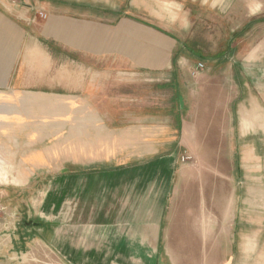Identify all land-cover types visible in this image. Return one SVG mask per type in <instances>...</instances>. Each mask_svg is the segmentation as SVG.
I'll use <instances>...</instances> for the list:
<instances>
[{
  "label": "crops",
  "instance_id": "crops-1",
  "mask_svg": "<svg viewBox=\"0 0 264 264\" xmlns=\"http://www.w3.org/2000/svg\"><path fill=\"white\" fill-rule=\"evenodd\" d=\"M31 1L52 9L51 17L35 25L30 0H0V139L15 140L6 153L25 154L29 164L39 156L43 164L49 147L15 151L18 133L65 122L77 108V123L86 124L84 136L77 127V162L69 160L77 164V252L85 251L77 264H221L226 201L220 208L215 191L199 195V176L177 178L183 136L140 119L116 125L89 109L100 104L99 68L155 75L176 64L175 36L147 19L160 18L163 0ZM222 2L213 0V8ZM74 8L77 17L65 15ZM32 136L22 137L25 147Z\"/></svg>",
  "mask_w": 264,
  "mask_h": 264
},
{
  "label": "rangeland",
  "instance_id": "rangeland-1",
  "mask_svg": "<svg viewBox=\"0 0 264 264\" xmlns=\"http://www.w3.org/2000/svg\"><path fill=\"white\" fill-rule=\"evenodd\" d=\"M172 1L163 0L160 18L147 19L175 36L174 48H182L176 64L155 75L111 76L99 68L100 104L89 109L119 120L116 125L140 119L148 128L162 125L182 135L177 178L199 176V195L215 191L220 208L226 201L221 264H264V0H223L220 8L213 0ZM30 3L35 25L51 17L52 9ZM67 14L77 17V8ZM77 127L84 136L86 124L77 123L74 108L65 122L33 123L26 137L18 133L15 151L49 147L44 165L39 156L29 164L25 154L6 153L15 140L0 139V264H77L83 258L85 251L77 252V164L69 161L77 162ZM43 129L47 136L40 139ZM63 162L72 169L61 172ZM106 254L99 251L97 258Z\"/></svg>",
  "mask_w": 264,
  "mask_h": 264
},
{
  "label": "trees",
  "instance_id": "trees-1",
  "mask_svg": "<svg viewBox=\"0 0 264 264\" xmlns=\"http://www.w3.org/2000/svg\"><path fill=\"white\" fill-rule=\"evenodd\" d=\"M250 22H251V21H250ZM186 48H187L192 54H194V53H193V52H195L194 49H191V47H190L189 45H186ZM181 49H182V48H181L180 46L177 48V51L175 52L174 57H175L176 55H178L179 52L182 51ZM222 55H223L222 53H219V54H217V57L222 56ZM205 58H206V57H205ZM177 124H180L179 117H178V120H177Z\"/></svg>",
  "mask_w": 264,
  "mask_h": 264
},
{
  "label": "built area",
  "instance_id": "built-area-1",
  "mask_svg": "<svg viewBox=\"0 0 264 264\" xmlns=\"http://www.w3.org/2000/svg\"><path fill=\"white\" fill-rule=\"evenodd\" d=\"M196 66H197V68H202L203 64L201 62H198Z\"/></svg>",
  "mask_w": 264,
  "mask_h": 264
}]
</instances>
